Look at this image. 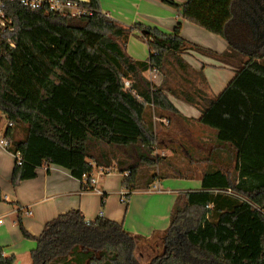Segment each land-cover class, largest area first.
Returning <instances> with one entry per match:
<instances>
[{
    "label": "trees",
    "instance_id": "1",
    "mask_svg": "<svg viewBox=\"0 0 264 264\" xmlns=\"http://www.w3.org/2000/svg\"><path fill=\"white\" fill-rule=\"evenodd\" d=\"M162 3L182 20L224 39L227 49L217 53L183 39L181 22L171 33L139 23L123 26L102 13L100 0L79 4L89 11L81 16L5 1L13 31L0 35V115L6 121L2 143L20 157L9 183L17 188L34 179L37 169L56 166L88 184L95 170L102 169L123 176L127 202L134 191L167 178L155 173L139 180L142 168L155 171L159 162L152 117L179 115L170 96L200 112L198 123L216 132L218 145L234 149L238 168L234 178L228 170L208 168L199 190L178 195L169 226L161 233L163 251L150 264H264V0ZM26 26L76 32L70 45L51 59L32 106L25 105L27 91L14 72L15 50L9 45L17 44ZM132 36L147 46L145 61L127 54ZM190 54L235 71L219 95L209 96L202 71L185 60ZM178 70L200 86L172 89L167 82ZM147 72L160 74L162 83L147 80ZM121 149L127 155L118 160L115 154ZM17 225L22 237L35 243L31 264H140L134 253L147 240L102 216L87 221L78 210L47 222L36 237L22 226L20 211ZM14 263L0 246V264Z\"/></svg>",
    "mask_w": 264,
    "mask_h": 264
},
{
    "label": "crops",
    "instance_id": "2",
    "mask_svg": "<svg viewBox=\"0 0 264 264\" xmlns=\"http://www.w3.org/2000/svg\"><path fill=\"white\" fill-rule=\"evenodd\" d=\"M161 1L100 0V4L103 14L123 26L143 22L165 33H171L175 23L181 20L180 35L183 39L217 53L227 49V43L222 39L217 40L215 46L206 47L201 40L206 35L198 27L179 18L173 8ZM173 1L178 5L186 2ZM146 19L152 22H145ZM126 51L136 61H145L148 57L147 46L142 45L134 36L128 39ZM185 60L195 71H202L211 98L219 95L235 76L234 70L208 58L190 54L185 56ZM208 72L221 74L222 79L219 82H211L208 79ZM147 73L151 76L156 74ZM168 99L180 116L198 122L200 112L196 108L170 96ZM2 117L0 115V120ZM5 127L6 123L4 126L0 125V189L4 195L3 202L0 203L2 220L0 246L3 248L4 256L14 257L15 263L22 255L30 254L35 248L34 242L24 239L21 235L17 225L18 211L21 212L22 226L35 237L40 235L47 222L71 210H78L87 221L102 216L121 224L123 229L132 235L150 239L168 228L170 214L178 195L199 190L201 187V177L167 176L155 180L147 190L134 191L128 201L123 202L120 197L124 191L121 187L123 176L120 174L118 182L110 181L107 174V177L103 175L98 178L92 190H84L83 181L73 178L67 170L56 166H43L36 170L34 179L23 181L17 188H12L9 180L16 158L6 151L2 143ZM204 128L211 131V138L214 140L213 149L209 151L207 157V168L218 167L228 170L236 177L237 174L234 172L238 168L236 152L229 145H218L215 139L216 132ZM202 138L200 139L205 142V137ZM94 173L91 178L95 177Z\"/></svg>",
    "mask_w": 264,
    "mask_h": 264
},
{
    "label": "rangeland",
    "instance_id": "3",
    "mask_svg": "<svg viewBox=\"0 0 264 264\" xmlns=\"http://www.w3.org/2000/svg\"><path fill=\"white\" fill-rule=\"evenodd\" d=\"M145 22L152 21L146 19ZM141 24L152 27L143 22ZM198 29L206 35L205 38H201L202 42L206 44V47L215 46L216 41L222 39L201 28ZM172 31L173 29L170 32ZM75 36V31L54 27L26 26V29L21 32L18 42L15 45L14 72L19 76L20 85L27 91L25 105L32 106L35 104L40 83L52 68L51 59L56 54H61L70 45ZM141 44L145 45L143 42ZM220 75L208 72V79L211 82H219L222 79ZM144 77L156 86H159L163 80L162 76L158 73L153 76L145 73ZM191 84L198 86L199 82H193L192 77L183 75L179 70L173 73L167 82V85L172 89H186ZM152 121L155 135L154 156L157 157L159 162L157 170L155 171H150L145 168L141 169L139 176L141 183L155 173L165 177H202L203 173L208 170L207 157L209 151L213 149L212 144L214 140L211 138V131L194 120L184 119L182 116L173 113L162 116V118L152 117ZM5 123V119L2 117L0 125L4 126ZM202 137H205V142L201 140L203 139ZM97 152V149L92 150L94 156H98ZM117 152L115 155L118 160L127 155L123 149L117 150ZM128 154L132 156L134 154L133 150L129 149ZM114 166L115 164L112 165V168ZM96 174L95 172L94 176ZM230 174L234 178V174ZM108 177L110 181L118 182L119 174L117 172H110ZM137 245L138 249L134 253L135 258L140 264H150L163 251L162 234H155L150 239L140 242ZM18 262L20 264H31L29 254L22 255L14 264Z\"/></svg>",
    "mask_w": 264,
    "mask_h": 264
},
{
    "label": "built area",
    "instance_id": "4",
    "mask_svg": "<svg viewBox=\"0 0 264 264\" xmlns=\"http://www.w3.org/2000/svg\"><path fill=\"white\" fill-rule=\"evenodd\" d=\"M5 1H15V0H0V35L4 32L13 31V27L11 25V21L6 18L4 13V3ZM22 5L28 7L30 9H45L46 13H52L54 15H73V16H81L89 13L88 9L79 6V4H88L89 0H19ZM15 50V44H9ZM125 88H129V82L124 81ZM17 161H20V157L18 155L15 156ZM97 173L94 178H91L89 183L87 184L85 180H83L84 186L87 188H93L99 177L109 174L108 172L99 169L95 170ZM126 192L123 191L121 193V200L125 202L126 200ZM2 224V220L0 219V225Z\"/></svg>",
    "mask_w": 264,
    "mask_h": 264
}]
</instances>
